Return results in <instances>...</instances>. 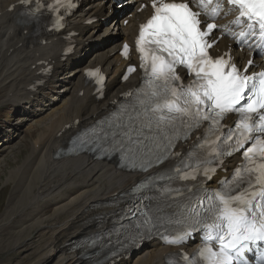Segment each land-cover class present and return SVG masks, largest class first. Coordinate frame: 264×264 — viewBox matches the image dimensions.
<instances>
[{"label":"snow or ice","instance_id":"obj_1","mask_svg":"<svg viewBox=\"0 0 264 264\" xmlns=\"http://www.w3.org/2000/svg\"><path fill=\"white\" fill-rule=\"evenodd\" d=\"M35 2L54 12L75 7L71 0ZM193 4L152 0L153 14L136 39L144 86L125 94L129 100L104 127L85 130L87 142L102 141L132 170L157 169L133 186L152 191L147 202L141 200L111 229L121 248L161 235L158 226L167 222L177 226V234L161 235L166 243L200 234L197 251L183 257L186 264H248L250 245L264 246V70L248 74L252 59L241 71L228 53L212 57L208 37L226 26L207 23L202 30L200 17L215 19L225 4L236 9L230 23L242 27L233 38L264 53V0H195V9ZM178 65L193 76L187 85L175 71ZM230 114L237 119L225 126ZM202 125L188 152L173 151L178 140ZM236 153L242 162L232 175L217 181V188L206 187L218 164ZM168 160L174 163L159 167Z\"/></svg>","mask_w":264,"mask_h":264},{"label":"bare ground","instance_id":"obj_2","mask_svg":"<svg viewBox=\"0 0 264 264\" xmlns=\"http://www.w3.org/2000/svg\"><path fill=\"white\" fill-rule=\"evenodd\" d=\"M123 1L81 0L85 8L79 10L63 30L50 34L40 31L34 21L24 20V8L19 0H0V106L19 111L18 120L4 132L6 135L12 130L13 135L6 137L1 145L9 144L15 138L23 140L26 132L21 134L22 124L40 116L30 125L29 133L38 131L16 169L13 187L17 190L23 178L19 188L21 194L9 202L7 216L0 222L1 227L14 214H22L21 210L26 207L34 212L27 226L37 229V232L33 231L38 236L33 238L34 242L26 243L25 251L33 253V257L25 264H89L85 252L81 253V249L73 248L69 242L107 226L109 218L106 221L105 216L99 218V214L114 209V204L110 203L148 173L126 171L116 166L117 161L98 159L86 153L55 155L59 147H66L75 131L109 112L121 94L139 81L138 73L124 83L119 81L120 65L127 61L118 54L120 42L117 39L132 40L138 23L149 10L137 11V4L128 12L131 3L115 9ZM236 13V9L229 11L225 4L217 23L226 27H219L217 32H237L239 26L230 23ZM92 16L98 20L86 23ZM70 30L78 32L70 40L76 47L71 55L63 56L62 35ZM217 46L221 52L234 44L228 38H221ZM82 51L84 56L79 54ZM250 52L232 49L234 56L243 62ZM85 60L86 64L82 65ZM47 65L50 73L40 76L38 70ZM95 66L107 76L102 99H96L94 87L84 80V68ZM36 80L40 83L34 84ZM57 87L60 88L54 90ZM189 143L179 144L177 150H184ZM237 161L239 157L233 156L224 167H232ZM23 229L17 230V236L12 239L13 246L19 243ZM191 244L185 247L191 250L194 243ZM172 249L151 240L133 259H120L113 264H165V255ZM107 263L108 260L102 262Z\"/></svg>","mask_w":264,"mask_h":264},{"label":"rangeland","instance_id":"obj_3","mask_svg":"<svg viewBox=\"0 0 264 264\" xmlns=\"http://www.w3.org/2000/svg\"><path fill=\"white\" fill-rule=\"evenodd\" d=\"M18 115L19 111H17L16 108L10 106H0V145L6 137L8 138L13 135L14 131L12 130H8L9 132L6 133V135L4 132L5 129H8L10 124L18 120ZM21 115L23 114L21 113ZM38 117H33L31 120L22 124L21 134L23 135L25 134L24 132H26L23 140L15 138L11 143L0 146V222L7 216L6 209L9 206V202L15 201L21 194V192H19V188L23 182L22 177L17 190L13 187L15 178H17L16 169L28 153L32 140L38 131L36 130L32 133L28 132L32 127L30 125L34 124ZM1 132H3V134H1ZM21 213L22 214H14L10 220H6L7 224L5 223L0 227V264H25L33 257V253H28L25 249L26 243L28 241L34 242L33 238L38 236V234L35 233L37 232V229H29L27 226L29 225L28 223H30L29 221H31V218L34 216V212H31V208L26 207L21 210ZM19 228H25V230L23 229L25 235H20L18 238L19 243L13 246L12 239L14 236H17V230ZM134 255L135 253L132 255V258Z\"/></svg>","mask_w":264,"mask_h":264}]
</instances>
